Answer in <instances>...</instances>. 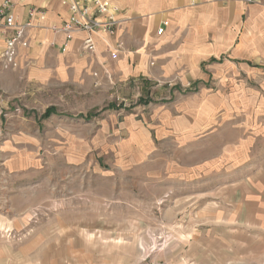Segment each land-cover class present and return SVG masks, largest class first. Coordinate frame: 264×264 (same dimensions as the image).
Returning <instances> with one entry per match:
<instances>
[{
  "label": "rangeland",
  "instance_id": "374dc122",
  "mask_svg": "<svg viewBox=\"0 0 264 264\" xmlns=\"http://www.w3.org/2000/svg\"><path fill=\"white\" fill-rule=\"evenodd\" d=\"M250 13L235 44V23H212L227 59L198 86L0 78V264H264V16ZM51 127L92 138L16 136Z\"/></svg>",
  "mask_w": 264,
  "mask_h": 264
},
{
  "label": "crops",
  "instance_id": "0c3cea01",
  "mask_svg": "<svg viewBox=\"0 0 264 264\" xmlns=\"http://www.w3.org/2000/svg\"><path fill=\"white\" fill-rule=\"evenodd\" d=\"M4 1L0 0V6ZM10 1L13 2L11 12L17 21H30L32 25L25 33L28 45L17 46V68L3 69L0 78L3 84L8 79H24L26 84L36 86L39 83L42 86L92 84L107 76L123 81L161 79L177 74L198 86L200 79L207 78L201 70L203 66L227 59L224 54L214 56L209 48L212 23L227 26L230 22L235 23L230 36L236 39L235 44L243 32L246 12L256 11L264 16V0H112L122 11L120 28L114 36L94 33L96 50L83 53V40L87 33L81 30L67 33L59 29L70 17L69 6L63 0ZM42 11L45 18L39 19ZM161 27L164 31L159 34ZM10 33H0V60ZM122 41L124 45L118 58L112 57L111 50ZM209 56L213 58L207 61ZM22 122L25 125L27 119ZM94 133L95 141L102 142L104 133L101 128ZM0 134L3 135L2 132ZM59 134L58 127L54 130L51 127L45 130L38 128L37 132L23 130L16 136L24 139L65 136L70 137V146L87 144L92 138L88 128L75 131L69 127V133Z\"/></svg>",
  "mask_w": 264,
  "mask_h": 264
},
{
  "label": "built area",
  "instance_id": "2783aa9c",
  "mask_svg": "<svg viewBox=\"0 0 264 264\" xmlns=\"http://www.w3.org/2000/svg\"><path fill=\"white\" fill-rule=\"evenodd\" d=\"M63 3L69 6L70 17L62 25L61 30L72 33L81 30L87 33L83 40L82 52L92 53L96 50L94 33H108L112 36L116 34L121 25V10L112 0H63ZM13 2L5 0L0 6V33L7 34L6 46L1 54V62L4 68H15L18 66L16 60L17 46H27L28 41L25 39L27 28L32 24L30 21L19 23L11 7ZM45 14L42 11L39 19H44ZM56 29V27H55ZM58 29V30H59ZM164 28L158 30L162 34ZM124 42H118L117 46L111 50V56L118 58Z\"/></svg>",
  "mask_w": 264,
  "mask_h": 264
}]
</instances>
